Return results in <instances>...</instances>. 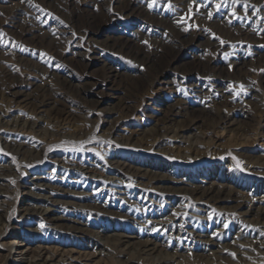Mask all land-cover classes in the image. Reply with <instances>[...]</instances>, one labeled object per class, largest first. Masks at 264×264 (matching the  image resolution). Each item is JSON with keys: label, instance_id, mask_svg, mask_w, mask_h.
Here are the masks:
<instances>
[{"label": "rangeland", "instance_id": "374dc122", "mask_svg": "<svg viewBox=\"0 0 264 264\" xmlns=\"http://www.w3.org/2000/svg\"><path fill=\"white\" fill-rule=\"evenodd\" d=\"M29 1L35 2L34 0H0V33L3 34L0 36V93L4 92V88L9 83L17 84L25 78L28 83L36 84L33 87L21 89L20 97L25 98L26 95H31L35 91V87L45 83L48 86H46L45 94L54 102L43 111L45 119L40 122L41 134L46 125L50 126L49 130H53L51 125L53 123L49 120L53 117L52 107L65 109L69 114L68 123L84 126L90 130V135L98 136L100 133L111 132L114 133V137L130 136V143L124 146L128 149L120 146L114 150L121 159L128 157L135 159L138 163L149 164L150 162L151 167L148 169L145 167L146 164L140 163L141 172L147 171L150 174L161 175L162 170L159 171V168L162 166L169 170L167 172L169 175H175L178 179L185 178L177 186L188 188L193 185L205 190L227 185L231 180L233 183L229 184L233 185L235 181L244 179L247 182L245 184L249 186L245 191L243 189L244 195L247 194L249 199L260 198L262 203L257 206L264 209V190L256 191L258 186L264 184V168L259 166L264 163V64H258L256 61L258 53L264 54V40L261 38L264 32V3L257 4L247 0H182L184 2L178 5L175 0V2L155 0V3L153 0H58L62 14L54 15L53 11L50 15L49 13L36 15L37 21L44 29L50 30L51 27H56L60 32L56 34L58 37L54 41H50L49 37L44 38L42 42L48 50L47 54H44L38 51L32 53L27 48L30 36H25L21 32L22 24L16 20L17 17L29 18L31 16L29 14L33 13L32 8H38L37 5L31 7ZM71 2L73 3L70 4ZM28 3H30L29 6ZM188 3L204 6L209 11V16L207 18L197 16ZM149 4L153 6L150 8ZM66 5H72L76 9L74 19L68 16L69 6L66 8ZM217 5L220 7L217 8ZM158 17L177 21L182 27L190 30L200 28L206 39L220 43L221 47L212 51V49L204 50L197 47V43L193 46L186 45L184 43L186 40L170 45L159 42L156 44L159 55L155 61L140 65L138 60L129 55L127 47L120 46L124 43L135 46L141 51L147 48L150 50L162 33ZM224 21H228L233 28L246 23L254 24L260 35H255L251 40L242 41L237 31H232L231 34L226 33ZM194 59L203 62L208 60L209 65L214 69H224L229 72H233L235 68L233 64L244 65V71L241 74L247 84L234 77L228 80L217 77L208 69L203 73L200 71L188 73L192 65L196 63ZM241 85H243V91L240 89ZM202 92L208 96L207 103L199 98ZM221 100L229 104L221 106L218 104L215 108L219 107L222 112H225L229 122L237 120L239 122L237 128L220 126L211 129L213 122L217 121V110L207 106H212L210 101L220 103ZM179 102L188 106L185 113L182 111L185 123L199 117V122L187 133L188 137H185L183 141H193L200 136L217 141L215 147L201 148L198 153L200 160L196 162H187L186 159L178 157L182 155H177L176 151H168L166 156H151L150 153L144 152L147 151L144 148V140L150 134L160 131L161 135L166 128L174 130L177 122L184 120L180 116L171 117L174 113L172 111ZM202 109L205 112L201 113ZM240 110L245 111L243 116L239 115ZM170 143L175 142L170 141ZM139 144H141L140 149L136 146ZM184 147L185 144H182L179 152L182 153ZM109 148L102 147L100 150L108 152ZM101 152L97 151L103 156ZM86 153L95 155L91 151ZM81 159L86 160V156L77 155L73 161ZM206 161L207 163H202ZM246 163L251 164L248 166L250 168L247 173L240 168L241 164ZM217 166L222 168L221 176L217 173L210 174L209 169L211 167L215 169ZM97 167L100 168L97 172H101L105 165L100 163ZM50 171V167L45 166L42 172L48 174ZM147 176L150 177L149 174ZM147 176L143 179L146 180ZM39 178L41 182L48 180L42 175ZM56 178L60 177L48 180V183L58 186ZM137 178L139 176L130 180L135 183ZM186 178L190 179L189 183ZM29 179H31L30 174L24 175L22 172L13 180L2 183L1 188L6 187L9 194H15L16 198L18 195L19 198L23 196V188L20 185L24 180ZM82 187L87 190L88 184L81 181L77 192ZM113 193L118 194L117 190ZM110 196L107 203L111 206L107 204L102 207L101 203L97 206V209H100L98 212L101 221L106 218L107 221H104V224L112 228L115 226L118 234L131 236V233L137 230L135 232L143 238L146 235V224L143 221L147 219V213L143 215L145 218L139 216L133 218V214L126 216L125 206L117 208L118 201L114 203L116 207L112 206ZM106 197V193L100 195L102 200ZM60 198L66 200V196ZM115 199L120 200V197L115 195ZM9 200L11 201L12 197L7 201ZM224 206L234 205L226 203ZM191 208L193 207L188 206V211ZM50 212L55 216L63 217V221L69 224H73L74 221L76 225H82V222L88 224L99 222L81 213L83 211L79 209L76 212L74 208L60 204L53 205ZM198 212L201 215L204 214L201 210ZM240 215L245 219L246 226H251V220L259 222L257 227L262 231L259 236L264 235L262 234L264 233V217L261 213L258 216ZM12 218L16 221L19 216L15 214ZM195 224L188 222L182 227L196 226L197 229L201 227ZM202 228L205 232L210 230L208 225ZM211 231L213 232H210L206 239L208 242L220 235V232L214 228ZM242 231L246 232V229L242 228ZM73 234L78 239L81 236L77 231H73ZM229 234L230 238L236 235L233 231ZM164 235L166 232L156 233L157 238H162ZM185 239V236H181L179 245L173 240L163 241L173 251H184L186 256L189 253L187 249H191L190 252H195V249L192 250V243ZM12 240L11 238L10 241ZM193 240H195V246L205 250L204 254L209 247H212L210 243L201 242L202 239L197 235L193 237ZM78 241L81 244L85 243L84 240ZM260 256L262 255L253 254L252 256L251 254L249 259H246L247 256L239 262L235 259L233 261L235 264H257L256 261L261 259Z\"/></svg>", "mask_w": 264, "mask_h": 264}, {"label": "bare ground", "instance_id": "6f19581e", "mask_svg": "<svg viewBox=\"0 0 264 264\" xmlns=\"http://www.w3.org/2000/svg\"><path fill=\"white\" fill-rule=\"evenodd\" d=\"M34 1L35 4L29 1L30 6L37 5L40 10H37L36 7L32 8L33 13L29 14L31 15L29 18L17 17L16 20L22 24L21 32L25 36H30L27 48L32 53L38 51L47 54L48 50L42 41L46 37H49L50 41H54L58 37L56 34L58 35L60 32L56 27H51L50 30L44 29L37 21L36 15L41 13L50 15L53 11L55 15L62 14V12L59 9L58 0ZM175 1L178 5L184 2L182 0ZM247 1L257 2V4L264 3V0ZM188 4L197 16L201 18L209 16V11L204 6ZM67 6H69L68 16L70 19H74L76 9L72 5H66V8ZM158 20L162 28L161 37L150 50L147 48L141 51L135 46L132 47L124 43L120 46L127 47L129 55L138 60L140 65L155 61L159 55L156 45L159 42L170 45L186 40L184 42L186 45L193 46L194 43H197V45L195 44L197 47L204 50L212 49V51L221 47L220 43L206 39L200 28L196 27L190 30L174 20L160 17ZM60 23L62 22L60 21ZM223 23L227 28L226 33L231 34L232 31H237L242 41L251 40L255 35H260L254 24L246 23L233 28L230 27L228 21ZM261 38L264 40V32ZM195 60L196 63L192 65V69L190 70L188 67L190 70L188 73L194 71L203 73L208 69L213 71L217 77L225 80L234 77V79L242 80L247 84L241 74L244 71V65L233 64L235 68H233V72H229L224 69H214L209 65L208 60L206 62ZM256 61L258 64H264V54L258 53ZM35 85L28 83L24 78L17 84L10 85L9 83L4 88V92L0 93V264H235L233 259L239 262L247 256L246 259L251 258V254L252 256L253 254L262 255L256 263H264V235L259 236L262 231L257 227L260 223L251 220V226H246L245 219L240 215L254 214L258 216L261 213L264 217V209L257 206L261 205L262 200L260 198L249 199L247 194L244 195L243 189L245 191L249 187L248 184H245L247 182L244 179L235 181L233 185L229 184L233 183L231 180L227 185L212 188V190L201 189L193 185L188 188L177 186L185 178L178 179L175 175H169L167 173L169 170L162 166L159 168V171L162 170L161 175L150 174L147 171L141 172L140 163L146 164L145 167L148 169L151 167L150 162L149 165L147 162L138 163L135 159L132 160L128 157L121 159L115 153L114 149L120 146L123 149H128L124 146L130 143V136L114 137V133L111 132L100 133L101 135L98 136L90 135V130L84 126L68 123V112L56 106L52 107L53 117L49 118L53 123L51 124L53 130H49L50 126L46 125L41 134L39 132V129L42 128L40 122L45 119L43 111L54 101L45 94L47 91L45 83L35 87V91L31 95H26L25 98L20 97L21 89ZM199 98L207 103L208 96L203 92ZM209 103L212 106L208 105L207 108L211 109L218 104H220L219 106L229 104L225 100H221L220 103L214 101ZM187 107L183 102L176 104L171 117L180 116L184 120L178 121L174 130L166 128L161 135L160 131L150 134L144 140V148L147 150L144 152L150 153L151 156H166L168 151H176L177 155H182L178 157L191 163L200 160L198 153L201 148L215 147L216 140L206 139L202 136L193 141H183L185 137H188L187 133L199 122V117L192 118L193 120L188 123L184 122L185 117L182 116V113L185 109L187 110ZM217 108H215L217 121L213 122L211 129L220 126H235L237 128L239 122L237 120L229 122L228 115L222 112L219 107ZM176 110L178 112H175ZM202 112L205 111L202 109ZM238 113L243 116L245 111L240 110ZM200 118L202 119V116ZM203 121L206 120L203 119ZM170 141L175 143L171 144ZM182 144H185V149L181 153L179 149ZM136 146L140 149L141 144ZM102 147L110 148L108 152L106 150L101 152ZM87 151L94 152L95 155L92 156V153H86ZM97 151H100L103 156ZM77 155L86 156V160L73 161ZM100 163H103L105 167L101 172H97L100 169L97 167ZM202 163H207V161ZM230 165L233 164L230 163ZM249 165L251 164H241L240 168L247 173ZM45 166H49L51 169L48 174L42 172ZM259 166L264 168V163ZM210 169V174L217 173L221 176V167L217 166L215 169L211 167ZM22 172L24 175L29 173L31 179L24 180L20 185L23 188V196L18 198L17 195L16 198L15 194H9L6 187L2 189L1 186L2 183L13 180ZM41 175L49 181L60 177L56 178L58 186H53L51 182L49 184L48 180L41 182L39 180ZM136 176L139 178L135 183L131 182L130 178H136ZM146 176L147 179H143ZM81 181L87 183L88 188L85 190L82 187L77 192L78 184ZM186 181L189 183L190 179L186 178ZM116 190L118 194L113 193ZM261 190H264V184L256 188L258 192ZM104 193L107 194V197L102 200L100 195ZM109 195L112 197V206L116 207L114 204L116 201L119 202L117 208L125 206L126 216L133 214V218L135 216L145 218L143 215L147 213V219L143 221L146 224V235L143 238L136 233L137 230H134L131 236L118 234L115 226L112 228L104 224V221H107L106 218L101 221L98 212L100 209H97V206L99 203L102 204V207L107 206ZM115 195H118L120 200H116ZM61 196H66V200H62ZM11 197L12 200L7 201ZM86 202L92 204L86 205ZM226 203H232L234 206L226 207L224 206ZM55 204L72 207L76 212L79 209L83 211L81 213H85L89 218L99 222L96 224L82 222V225H76L77 223L74 221L73 224H69L63 221V217L51 214V207ZM188 206L193 208L188 211ZM200 210L204 214L201 215L198 212ZM15 214L19 216L16 221L12 218ZM188 222L196 223L198 227H201L198 229L196 226L183 228L182 225L188 224ZM204 225L210 226V230L203 231ZM213 228L218 230L220 235L208 242L206 239L209 237L208 234L213 232L211 231ZM242 228L246 229V232L242 231ZM73 231L81 234L79 239L74 237ZM230 231L236 235L230 238ZM164 232H166L164 237H156V233ZM196 235L202 239L201 242L210 243L213 247H209L206 254H204V249L195 246L193 237ZM181 236H185V240H190L193 245L192 250L195 249V252H190L191 249H187L189 253L185 256L184 251H173L163 241L165 239L173 240L179 245ZM11 238L12 241H10ZM78 240H84L85 243L81 244Z\"/></svg>", "mask_w": 264, "mask_h": 264}, {"label": "snow or ice", "instance_id": "6c2138e0", "mask_svg": "<svg viewBox=\"0 0 264 264\" xmlns=\"http://www.w3.org/2000/svg\"><path fill=\"white\" fill-rule=\"evenodd\" d=\"M153 3H155V0H153ZM153 6V4H149V7L151 8ZM220 7V5H217V8H219ZM3 34L2 33H0V36H2ZM221 43H223V41H221ZM226 56H227V54H225ZM240 89H241V91H243V85H241L240 86ZM239 93H237V95H238ZM226 227H227V225H225ZM41 227H43V225H41Z\"/></svg>", "mask_w": 264, "mask_h": 264}]
</instances>
